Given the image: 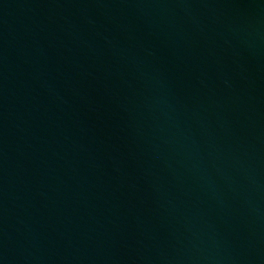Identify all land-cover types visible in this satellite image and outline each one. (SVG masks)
Returning <instances> with one entry per match:
<instances>
[{"label":"water","instance_id":"obj_1","mask_svg":"<svg viewBox=\"0 0 264 264\" xmlns=\"http://www.w3.org/2000/svg\"><path fill=\"white\" fill-rule=\"evenodd\" d=\"M0 264H264V0H0Z\"/></svg>","mask_w":264,"mask_h":264}]
</instances>
